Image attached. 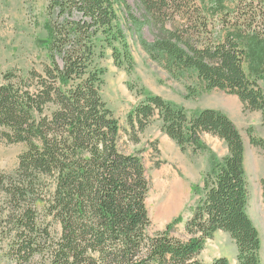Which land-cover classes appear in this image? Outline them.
Listing matches in <instances>:
<instances>
[{"label": "trees", "instance_id": "obj_1", "mask_svg": "<svg viewBox=\"0 0 264 264\" xmlns=\"http://www.w3.org/2000/svg\"><path fill=\"white\" fill-rule=\"evenodd\" d=\"M138 3L144 24L157 32L153 43L141 41L153 62L177 80L192 74L207 92L236 96L246 110L264 116V0ZM115 6V0H50L48 63L42 72L3 76L0 136L25 145L17 169L0 173L3 261L204 264L198 257L206 242L222 231L237 247V264H263L262 239L248 214L241 132L219 110L189 113L142 89L143 101L127 117V134L137 143L159 121L183 153L207 151L204 134L228 149L222 159L211 157L202 185L192 188L198 201L186 240L172 234L181 218L149 233L145 165L139 154L121 149L122 127L102 94L108 51L119 69L131 72L135 65ZM210 264L230 263L219 257Z\"/></svg>", "mask_w": 264, "mask_h": 264}, {"label": "rangeland", "instance_id": "obj_2", "mask_svg": "<svg viewBox=\"0 0 264 264\" xmlns=\"http://www.w3.org/2000/svg\"><path fill=\"white\" fill-rule=\"evenodd\" d=\"M49 2L50 0H0V85L4 83L3 76L6 73L16 71L26 75L30 70L42 72L43 66L48 63L46 44L50 34L47 13ZM115 5L118 22L127 37L135 65L131 72L119 69L114 64L112 52L108 51L101 62L106 69V84L102 94L122 127L121 149L127 154H139L145 165L150 182L147 206L152 226L149 233H161L177 218H181L183 221L175 226L172 234L175 238L186 240L185 225L198 201L192 188L202 185L204 175L210 170L211 157L222 159L228 154V149L218 137L204 134L202 140L208 147L207 151L199 155H194L191 150L183 153L162 132L159 121H154L139 136L137 143L134 137L127 134V117L143 101V97L139 95L142 89L183 107L189 113L216 109L232 119L246 146L245 170L250 190L248 214L262 239L260 257L264 264V148L251 143L254 139L264 145V116L259 111L246 110L236 96L216 90L207 92L203 83L192 74H185L180 80L170 76L142 49L141 41L153 43L157 32L144 24L138 0H115ZM135 22L142 23L143 26L139 28ZM261 87L264 88V81L261 82ZM188 94L191 97H187ZM24 151L25 145H9L0 136V173L14 172ZM175 177L187 190V198L175 216L160 220L157 201L165 198L168 194L165 188ZM55 232H58V228H55ZM219 257L226 258L230 264H237V247L230 236L222 231H218L213 239L206 242L198 259L204 264H210ZM0 264H5L2 252Z\"/></svg>", "mask_w": 264, "mask_h": 264}, {"label": "bare ground", "instance_id": "obj_3", "mask_svg": "<svg viewBox=\"0 0 264 264\" xmlns=\"http://www.w3.org/2000/svg\"><path fill=\"white\" fill-rule=\"evenodd\" d=\"M165 189L168 191V194L165 195L164 199L160 198L157 201L160 220H167L175 216V214L180 211L187 198V190L177 177H175L173 181H170Z\"/></svg>", "mask_w": 264, "mask_h": 264}]
</instances>
